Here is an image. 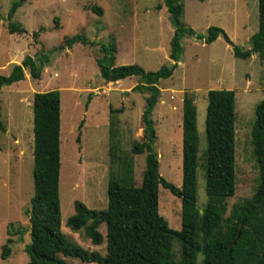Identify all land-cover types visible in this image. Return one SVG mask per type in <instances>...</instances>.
<instances>
[{
    "label": "rangeland",
    "instance_id": "rangeland-1",
    "mask_svg": "<svg viewBox=\"0 0 264 264\" xmlns=\"http://www.w3.org/2000/svg\"><path fill=\"white\" fill-rule=\"evenodd\" d=\"M18 0H0V74L9 75L13 66L26 56L37 59L42 47L49 57L41 80L26 79L0 92V264H28L25 246L31 243L27 210L34 196V110L35 93L59 90L62 100L60 201L62 232L86 250L107 254L106 243L96 246L85 231L73 232L67 221L75 214V202L88 208H107L110 179V147L118 145L117 158L131 153L135 141H143V113L148 94L131 90L140 78H127L121 84H107L100 76L97 58L101 45L115 40L119 54L117 66L138 65L147 72L172 64L169 58L174 27L165 0H27L9 21V11ZM183 23L199 34L220 27L235 45L252 48L251 37L259 28V0H198L183 2ZM162 6L158 9V6ZM102 9L96 14L91 7ZM56 19L60 27H56ZM23 26L26 34H10L8 24ZM40 32L39 42L33 33ZM85 35L99 46L77 44L60 50L68 37ZM118 42V43H117ZM180 64L172 78L160 82L161 97L152 114L159 155L160 174L181 187L183 180V107L185 93H191L197 106L199 142L198 202H207L203 164L206 150L207 93L210 90L236 92V174L237 190L228 200L233 204L254 195L259 181L258 165L251 139L255 108L264 100V62L258 55L236 58L232 47L220 38L205 44L185 36ZM130 92H122V89ZM94 94L86 112L90 95ZM95 98V99H94ZM109 106L121 109L110 115ZM112 118V120H111ZM85 128L79 129L83 120ZM112 123V126H111ZM116 131L111 139L110 129ZM81 134L82 141L77 142ZM147 154L132 155L135 182L140 187L146 170ZM114 170H118L114 168ZM117 173V171H116ZM159 211L174 230L182 227V201L163 187L159 189ZM106 237V226L100 227ZM21 231V233H19ZM18 233V234H17ZM12 239V253L2 259V250ZM175 256L180 258V246ZM65 264H96L66 257ZM203 255L199 256L202 264Z\"/></svg>",
    "mask_w": 264,
    "mask_h": 264
},
{
    "label": "trees",
    "instance_id": "trees-1",
    "mask_svg": "<svg viewBox=\"0 0 264 264\" xmlns=\"http://www.w3.org/2000/svg\"><path fill=\"white\" fill-rule=\"evenodd\" d=\"M27 0L13 3L8 19ZM186 0H165L174 27L169 58L170 66H162L147 72L138 65H116L117 44L91 42L85 35L68 37L60 50H68L77 44L99 46L103 57L97 58L100 76L106 83H116L138 77L140 83L134 92L148 94L143 113V141L133 143L131 153L117 158L118 145L110 147V179L108 182L106 209L94 210L83 202H75V214L67 221L73 232L85 231L91 242L100 246L106 239L107 254L86 250L70 242L62 232L60 201L61 172V93L59 90L35 93L34 110V196L27 210L30 222L31 243L25 246L28 264H65L66 257L96 264H264V100L255 108V122L251 139L258 165L259 181L254 195L233 204L228 210V200L237 190L236 174V92L221 89L207 93L205 169L207 202L202 209L198 202L199 142L197 106L191 93L183 98V180L181 187L166 180L160 174L159 155L154 148L157 140L152 114L157 107L160 82L173 77L179 67L185 36H193L205 44H213L219 38L229 44L236 58L247 60L254 55L264 62V0H259V28L251 37L252 48L242 49L234 44L220 27H211L204 34L187 27L182 17ZM204 2L205 0H198ZM162 6H158L161 9ZM98 15L102 9L91 7ZM56 27H60L56 19ZM10 34H26V29L10 22ZM39 42L40 32L33 33ZM49 57L42 47L37 59L26 56L15 65L9 75L0 74V92L26 79L29 70L33 80H41ZM90 95V100L91 97ZM121 109L110 107V115ZM0 129L4 130L1 121ZM112 120V118H111ZM83 123L80 124L81 130ZM112 126V123H111ZM116 131L110 129L111 139ZM81 142V134L77 137ZM147 154L146 170L140 187L135 182V162L132 155ZM117 168V173L114 170ZM163 187L182 201V227L174 230L159 211V189ZM106 226V237L100 227ZM21 233V231L19 232ZM18 234V233H17ZM22 234V233H21ZM180 246V258L176 260L175 245ZM12 239L2 250V259L12 253Z\"/></svg>",
    "mask_w": 264,
    "mask_h": 264
},
{
    "label": "crops",
    "instance_id": "crops-1",
    "mask_svg": "<svg viewBox=\"0 0 264 264\" xmlns=\"http://www.w3.org/2000/svg\"><path fill=\"white\" fill-rule=\"evenodd\" d=\"M207 0H205L204 2H202V3H205ZM185 12H186V9H185ZM185 12H184V14H185ZM220 39V38H219ZM218 39V40H219ZM118 43V42H117ZM117 49H118V45H117ZM118 54H119V49H118V53H117V58H118ZM117 58H116V65H117ZM180 64V63H179ZM121 82L122 81H119V82H116V84H121ZM107 84H115V83H107ZM135 87V86H134ZM134 87H132L131 88V90H133V88ZM129 88L128 89H122V92L123 91H125V92H130V93H132V91H131ZM93 96H94V94H93ZM93 96H92V98H93ZM92 98H91V100H92ZM95 99V98H94ZM91 100H89V102H88V104L86 105L87 107H86V112H88L89 111V109H90V106H91V103L93 102V100H92V102H91ZM182 104H183V100H182ZM61 106H62V100H61ZM110 107H113V106H109V109H110ZM182 107H183V105H182ZM110 114V113H109ZM86 122H87V120H83V126H82V129H83V127L85 128V125H86ZM61 125H62V110H61ZM62 127V126H61ZM81 141H82V139H81ZM104 243H106V239H105V241H104ZM103 243V244H104Z\"/></svg>",
    "mask_w": 264,
    "mask_h": 264
},
{
    "label": "water",
    "instance_id": "water-1",
    "mask_svg": "<svg viewBox=\"0 0 264 264\" xmlns=\"http://www.w3.org/2000/svg\"><path fill=\"white\" fill-rule=\"evenodd\" d=\"M30 233H31V229H30Z\"/></svg>",
    "mask_w": 264,
    "mask_h": 264
}]
</instances>
